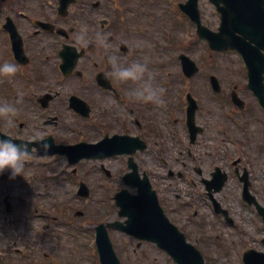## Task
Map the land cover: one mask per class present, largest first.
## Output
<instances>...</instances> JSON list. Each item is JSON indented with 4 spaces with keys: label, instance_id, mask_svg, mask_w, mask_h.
Listing matches in <instances>:
<instances>
[{
    "label": "flooded vegetation",
    "instance_id": "af4514ba",
    "mask_svg": "<svg viewBox=\"0 0 264 264\" xmlns=\"http://www.w3.org/2000/svg\"><path fill=\"white\" fill-rule=\"evenodd\" d=\"M60 6V0H0V62L12 60L19 65V70L14 76L0 75V95L3 97L0 98V103L7 101L16 103L18 108H36L31 112L41 115L43 124L53 126L50 131L57 133L56 127L59 126L60 119L74 114V111L70 109V98L74 95L86 101L91 108L90 117L93 127L101 125L109 133L113 132L112 135L136 137L147 145L144 151L136 152L133 156L144 173H148L144 166L150 167L152 163L156 169H159L157 164L163 163L167 166L169 182L172 183L171 188H163V184L158 183L154 173H148V176L156 182L154 186L158 189L160 202L172 219L178 212L184 213L191 210L194 215H198L206 208L209 211L215 210L214 200L234 219L225 199L221 198L227 183L220 191L215 192L221 187L222 172L231 176L230 171L222 167V164L226 165L228 160L222 149V143L225 141L229 144L236 142L238 145L236 148L234 146L236 160L232 163L233 175L240 180V175L247 171L251 182L250 193L258 199L257 192L253 191L251 170L246 167L250 165L244 162L248 146H255L256 143L257 149L260 148L258 128L264 135V110L253 93L246 88V84H238L242 80L234 79L233 82L237 84L226 88L219 79L221 84L219 94H212L211 87L205 88L214 98L220 116L212 117V107L208 104L207 115L200 117L202 103L197 100L196 125L202 132L192 139V131L187 119L188 103L183 102V98L193 92V89L188 87L193 84L188 83L196 79L174 77L173 73L171 75L174 78L170 76V73L165 78L161 75L154 76L155 83L164 89V103H145L130 99L126 95V89L133 87V83L131 81L120 83L107 75L110 70L107 52L102 48L97 34H105L113 43L111 50L116 51L115 46L118 45V55L123 56L127 62H131L138 60V54L133 52L128 38L116 31L117 25L113 27L110 20L107 21L106 29H102L101 25L99 27L98 15L95 13L97 9L92 6L89 8L87 0H83L82 3L77 0L70 6L68 14H62ZM153 7L150 4L151 10ZM156 9L154 7V10ZM133 13L136 25L137 8L133 10ZM151 14L155 15L152 12ZM158 16L161 14L155 15L151 20L157 23ZM119 18L125 23L130 20L129 16L128 19L121 16ZM44 24L53 28H45ZM82 24L87 26V30H82ZM10 30L20 35L26 58L22 57L20 60L16 57L9 35ZM60 30L68 31L67 35H61ZM141 31L144 32V28L140 29V33ZM80 33L85 36L83 40L78 39ZM152 33L154 34V31ZM68 44L79 52L83 51L84 54L76 68L66 76L62 72L64 60L62 52ZM122 44H129L127 53L123 52ZM23 75L27 79H24ZM99 75L104 77L109 88L104 89L99 85ZM4 77H8V80L4 81ZM204 81L208 85L211 83L210 78ZM234 90L244 102L243 109L235 106L228 99ZM44 96H46L47 107H42L39 103V99ZM195 97L197 98V95ZM178 113L181 119H178ZM25 125L21 124L20 128L23 129ZM214 128L215 134H210L209 131ZM3 131L12 135L13 133L22 135L25 141H35L30 139V136L34 135L30 130H26L23 134L11 128ZM165 133L172 134L175 148V153L172 152L169 157L164 156L167 154L166 137L163 136ZM178 133L185 134L187 147L183 144L184 135L180 138ZM55 138L59 143H64L60 136ZM153 145H156L154 150ZM155 150L158 154L157 158L150 155ZM200 150L202 152H199ZM0 183L9 184L8 182ZM241 186V203L257 213L254 206L244 202L242 183ZM213 192L214 200L211 196ZM10 198L11 196L8 197L9 202ZM2 208L3 206L0 205V217ZM188 218L190 222H194L192 218ZM0 220L2 221L0 223V264H46L45 261H41L40 252L43 250L42 247L45 248L49 226L44 228L43 222L36 221L26 225L14 222L12 215L3 216ZM180 228L184 230L183 225ZM33 237L39 242L34 243L30 240ZM43 256L48 259L50 255L44 252Z\"/></svg>",
    "mask_w": 264,
    "mask_h": 264
},
{
    "label": "rangeland",
    "instance_id": "374dc122",
    "mask_svg": "<svg viewBox=\"0 0 264 264\" xmlns=\"http://www.w3.org/2000/svg\"><path fill=\"white\" fill-rule=\"evenodd\" d=\"M87 1L89 8L93 4L99 3V7L95 11L99 19L98 26H100V21L104 18L109 19L113 27L116 24V31L121 35L124 34L128 38V43L133 48V52L138 54V60L146 62L149 65L148 68L151 70L153 76L161 75L165 78L167 73L170 72L174 74V77H181V62L178 59L181 54L188 55L200 66L201 73L196 78V81L191 82L193 85L188 86L193 89L192 93L194 96L197 95L196 99L202 103V110L199 112L200 117L207 115L208 104L212 107V117L215 115L217 117L220 116V111L214 103V98L205 89L209 87L208 83L204 81L206 77L215 75L225 84L226 88L237 84L233 82L234 79L242 80L238 83L240 85L245 83V64L237 52H213L210 50L208 44L198 37L196 27H194L188 18L184 17L181 11L178 10L179 12H175L176 14L172 12V8H176L177 5L185 3L187 0H167L168 4L170 3L169 9L166 5V0H159V3L156 2L155 4H153V0ZM82 2L83 0H80V3ZM150 4H153L159 10H154V7L151 10ZM143 7L147 8V10L150 9L152 12L161 11V16L157 23H154L151 18H143L141 16L142 18H136L137 24H134L133 10L137 8V10L144 12L142 10ZM199 9L204 24L217 30L220 24V15L216 7L210 0H200ZM119 16L126 17L127 19L129 16L130 20L126 23L122 22ZM143 24H147L152 28L154 34L152 31H148V34L151 35H141L138 27L141 28ZM82 30H87V26L82 24ZM122 58L127 62L123 56ZM5 80H8V77H4ZM0 98L3 97L0 95ZM26 119L31 123L38 121L35 113H29ZM178 119H181L179 113ZM0 122L2 123L1 127L6 129V125L2 121ZM61 122L63 123L60 129L61 134L67 136L70 142L78 140L80 133L72 134L71 129H68L74 127L73 118H62ZM254 125L257 124L254 123ZM12 127L18 131L21 130L15 124ZM47 129V127H42L39 129L40 132H37V129H34V131L44 135ZM209 132L210 134H215V128ZM82 135L90 141L99 136L93 135L89 131H84ZM178 135L180 138L184 135L183 144L187 147L188 142L185 140V134L178 133ZM163 136L166 137L165 143H167L165 146L167 154L164 156L169 157L172 152L175 153L172 134L165 133ZM258 145L260 146L259 150L257 149L256 143L255 146H248L249 149H246L247 156L244 163L250 165H246V167L252 173L253 191L257 192L259 201L264 205V149H262L264 137L259 128ZM152 149H156V145H153ZM222 149L225 157L228 158L227 164H222V167H225L226 171H230L231 176L229 177L227 187L221 194V198L225 199L226 204L231 209L237 226L225 227L221 225L218 218L212 212H209L207 208L198 215H194V212L191 210L184 213H175L173 221L179 226L183 225V229L189 239L202 252L206 264H243L242 256L247 250H264L262 244V240L264 239L263 222L255 211L246 208L239 199V183L231 169L232 161L235 160L234 146L229 144L228 141H225L222 143ZM199 152H202V150ZM151 153L155 156L153 151ZM53 163L48 164L50 167V175L47 177L50 178V188L48 191L43 188L33 191L25 185L20 186L22 182L18 181L14 184L13 192H10L13 197L16 196L18 199L25 198V195H29L31 191L33 194H36L37 191L46 193L45 197H33L35 201L40 203V207H44L47 211L50 210L49 215L60 217V219L58 218L60 223L62 221L61 218L65 217L63 214L66 212L69 213L67 214L68 218L71 215L72 217L77 215L78 212L83 213L81 217L76 216V221L81 222L83 225L81 238L78 239V237L72 235L79 228H73L71 225L61 226L60 224L57 226V224V227L52 225L50 227V233H53L52 236L54 238L51 239L49 237L47 239L45 248L42 247L43 250L40 252V259L43 262L45 261L46 264H49V260L43 256V253L46 252L56 253L59 264H100L97 253L95 255L96 249H92V244L95 242V227L101 223H109L117 220L124 221V219L118 217V208L115 206L113 197L115 193L125 188L121 175L127 172V165L122 159L107 162L108 169L113 170L112 173H114L113 178L110 180H105L101 173L97 174V181L93 177L87 176L83 181L91 187L92 194L88 199L80 200L77 197L78 187L76 188L74 179L69 180V175L72 174V167L67 165L63 159ZM150 165L153 169L155 168L153 163ZM97 167L98 165L95 164L94 169ZM92 169V163H83L82 168L80 167V175L84 177L86 176V172H91ZM159 170L161 177L163 172L162 169ZM27 171L30 173L33 171L28 163H26L24 173ZM161 183L164 182L161 181ZM36 184L41 187L38 180ZM106 185L110 187L109 192L105 190ZM168 186L169 182L163 188H167ZM129 190L133 192V189L130 188ZM27 199L25 198L24 200ZM16 216L21 217L20 214ZM188 217L192 218L194 222H190ZM18 221H21V219L18 218ZM245 223H247L248 227L247 232L243 229L245 228ZM60 226L61 228H59ZM77 233L79 234L80 231ZM56 236L58 237L56 238ZM110 236L122 264H175L166 253L151 243L142 242L139 245L137 239L117 230H110ZM30 240L34 243L39 242L34 237Z\"/></svg>",
    "mask_w": 264,
    "mask_h": 264
},
{
    "label": "water",
    "instance_id": "95a60500",
    "mask_svg": "<svg viewBox=\"0 0 264 264\" xmlns=\"http://www.w3.org/2000/svg\"><path fill=\"white\" fill-rule=\"evenodd\" d=\"M198 1L189 0L182 8L196 22L199 36L208 40L213 50H238L249 67V76L253 81L251 86H256L259 77L260 80L264 79L262 75L264 67L258 71L257 66L264 65V0H210L222 15L218 33L202 25ZM181 59L183 65H187L185 70L192 76L197 70L193 69V65L196 64L186 56H181ZM258 95L264 106V88ZM123 140L125 139L116 142ZM114 149L109 142H103L97 146L80 144L65 148L61 152L71 157L72 163H76L82 158H103L111 155ZM131 179L137 177L127 175L125 178L127 183H131ZM133 183L138 186V195H130L124 190L116 196L117 205L121 209L119 214L128 218L126 222L101 224L96 228L101 263L121 264L108 233V228H116L139 240L157 244L177 264H204L201 253L188 243L186 236L165 215L149 180L138 179ZM84 194L88 195L87 192ZM259 211L264 215V209L259 207ZM246 261L247 264H264V253L251 251L246 254Z\"/></svg>",
    "mask_w": 264,
    "mask_h": 264
},
{
    "label": "clouds",
    "instance_id": "9594fccd",
    "mask_svg": "<svg viewBox=\"0 0 264 264\" xmlns=\"http://www.w3.org/2000/svg\"><path fill=\"white\" fill-rule=\"evenodd\" d=\"M85 38L83 33L78 35V39ZM97 38L102 48L107 52V62L110 65V70L107 75L120 83L131 81L133 87L126 89V95L135 101L151 102L156 104L164 103V89L155 83V78L151 74L146 62L133 60L125 62L118 55L119 46L116 45V51H112L113 43L108 40L105 34L98 33ZM19 70V65L12 60H4L0 62V75L14 76ZM19 99V97H18ZM19 111L16 103L7 101L0 103V116L5 118L6 130L11 128L15 121L14 116ZM9 136H0V174L6 169L9 171L10 178L23 176L27 160L32 156L33 151H36L35 145L28 143H17L16 140ZM30 139L40 140V148L48 151L52 144L43 139L42 133H36L30 136Z\"/></svg>",
    "mask_w": 264,
    "mask_h": 264
}]
</instances>
